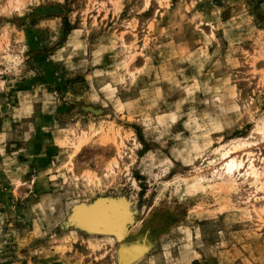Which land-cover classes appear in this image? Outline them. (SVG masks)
I'll return each mask as SVG.
<instances>
[{"label":"rangeland","instance_id":"374dc122","mask_svg":"<svg viewBox=\"0 0 264 264\" xmlns=\"http://www.w3.org/2000/svg\"><path fill=\"white\" fill-rule=\"evenodd\" d=\"M146 226L132 264H264V0H0V264H118Z\"/></svg>","mask_w":264,"mask_h":264},{"label":"bare ground","instance_id":"6f19581e","mask_svg":"<svg viewBox=\"0 0 264 264\" xmlns=\"http://www.w3.org/2000/svg\"><path fill=\"white\" fill-rule=\"evenodd\" d=\"M81 146L78 147V150L81 148ZM243 146H246V144L232 145L231 147L228 146L219 150L220 159L222 161L221 171L228 173V176L230 173H240L241 169L244 167L243 160H241V158H237V156H234L236 150L240 147L243 148ZM244 174L254 176L257 175V170L253 162H250L248 169ZM97 204L98 205L96 206L92 205V208L87 205L85 209L82 208V210H78L79 212L81 211L80 213L78 212V214L81 220L85 223L84 226H86L87 229L92 233L97 232L91 230L90 228H105L103 231H108L109 233H117L119 230H121L125 214L120 209L119 205H117L116 202L105 203L103 201ZM79 222L80 220L78 223ZM153 244L154 240L150 236V229L146 226L133 239H126V241H123V244L120 245L119 250L117 249L118 264H132L134 261L149 252L153 247Z\"/></svg>","mask_w":264,"mask_h":264}]
</instances>
